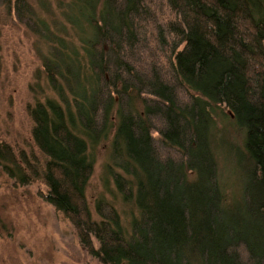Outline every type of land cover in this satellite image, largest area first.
<instances>
[{
	"label": "trees",
	"instance_id": "obj_1",
	"mask_svg": "<svg viewBox=\"0 0 264 264\" xmlns=\"http://www.w3.org/2000/svg\"><path fill=\"white\" fill-rule=\"evenodd\" d=\"M3 2L41 45L44 87L1 171L41 185L102 264H264V0H56L48 21Z\"/></svg>",
	"mask_w": 264,
	"mask_h": 264
},
{
	"label": "rangeland",
	"instance_id": "obj_2",
	"mask_svg": "<svg viewBox=\"0 0 264 264\" xmlns=\"http://www.w3.org/2000/svg\"><path fill=\"white\" fill-rule=\"evenodd\" d=\"M28 2L39 18L59 19L56 0ZM37 46L41 47L37 37L0 0V140L16 146L13 148L30 143L24 107L35 98V84L44 87ZM230 135L238 142L239 136ZM95 148L85 188L90 210L93 199L102 192L108 140ZM40 190L43 187L38 183L20 185L0 169V264H102L80 246L70 224L39 197Z\"/></svg>",
	"mask_w": 264,
	"mask_h": 264
}]
</instances>
